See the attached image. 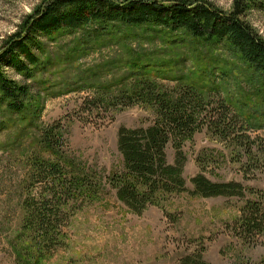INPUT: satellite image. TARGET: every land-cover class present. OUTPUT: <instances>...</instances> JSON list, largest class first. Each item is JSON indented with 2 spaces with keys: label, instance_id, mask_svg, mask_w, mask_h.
<instances>
[{
  "label": "rangeland",
  "instance_id": "374dc122",
  "mask_svg": "<svg viewBox=\"0 0 264 264\" xmlns=\"http://www.w3.org/2000/svg\"><path fill=\"white\" fill-rule=\"evenodd\" d=\"M207 1L226 11L233 5V0ZM42 2L0 0V53ZM244 18L264 39V0H254ZM114 26L108 28L110 34L94 24L47 37L36 33L30 48L38 61L29 78L6 60L2 63L8 78L30 87L31 99L21 114L0 103V264H178L186 255H198L207 264H264V234L247 241L232 230L246 200H258L264 209V127L249 132L254 141L249 155L221 140L207 122L180 142V155L170 139L165 159L180 167L185 190L164 195L137 213L118 199L110 183L111 176L124 169L118 128L152 125L155 107L147 103L107 106L96 98L101 89L95 90L97 85L109 86L110 93L116 94L127 89L130 79L122 78L127 73L126 52L131 51L144 53L159 66L157 70H163L157 81L169 92L185 82L183 77L190 71L198 76L199 70L204 83L212 81L224 93L244 92L263 104V83L251 81L221 42L160 28ZM202 64L210 71L196 66ZM52 125L59 126L65 158L95 176L99 195L81 206L67 207L64 243L38 258L22 230L26 214L22 202L30 194H39L41 185H32L29 178L28 158L40 149V128ZM197 174L213 182L240 183L244 195L201 197L191 184Z\"/></svg>",
  "mask_w": 264,
  "mask_h": 264
},
{
  "label": "trees",
  "instance_id": "16d2710c",
  "mask_svg": "<svg viewBox=\"0 0 264 264\" xmlns=\"http://www.w3.org/2000/svg\"><path fill=\"white\" fill-rule=\"evenodd\" d=\"M232 2V8L226 11L207 0H43L23 21L22 30L4 43L0 53V103H6L7 110L21 114L31 99L28 85L18 84L2 71L4 60L18 74L32 77L38 57L30 46L36 42V33L47 37L90 24L101 27L107 34L114 25L146 26L160 28L165 33L181 32L201 41L221 42L245 68L251 81H261L264 85V39L244 18L254 0ZM124 63L127 73L122 79H130L127 89L116 94L110 93L109 86L97 85L95 90H101L96 98L111 107L147 103L157 113L153 124L145 128H118L117 145L124 169L113 174L110 183L118 199L131 210L140 213L164 195L185 190L180 167L168 164L165 159V146L171 139L180 155V142L191 137L201 122H207L221 140L226 139L250 154L254 141L249 132L264 127V103L244 92L224 93L217 85H211L212 81L204 83L201 78L205 76L199 70L198 76L190 71L183 77L185 82H178L175 90L169 92L157 81L164 76L163 70H157L159 66L144 53L126 52ZM196 66L210 71L204 64ZM58 127L40 128L37 138L40 149L31 152L28 158L30 181L41 186L39 194H30L22 202L26 210L22 230L28 233L38 258L64 243L63 227L68 224L70 204L81 206L99 195L95 176L65 158ZM191 184L193 192L204 198L240 197L245 191L240 183L213 182L203 174L193 176ZM232 230L247 241L263 235L262 203L246 200ZM178 264L207 263L198 255H186Z\"/></svg>",
  "mask_w": 264,
  "mask_h": 264
}]
</instances>
